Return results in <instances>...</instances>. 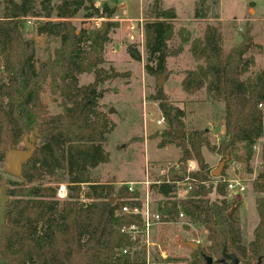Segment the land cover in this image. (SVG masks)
<instances>
[{"label": "trees", "instance_id": "obj_1", "mask_svg": "<svg viewBox=\"0 0 264 264\" xmlns=\"http://www.w3.org/2000/svg\"><path fill=\"white\" fill-rule=\"evenodd\" d=\"M52 2L0 0V163L8 149L23 145L24 135L34 128L40 135L20 176L5 180L8 202L0 258L4 264H145L144 244L120 233L123 227L142 225L139 214L122 211L124 206L141 210L142 193L129 192L125 184L115 185L114 181L101 183L92 176L96 167L109 161L104 146L113 125L98 111L101 92L97 86L118 76L101 68L110 34L118 28V22L113 21L116 7L106 2L98 7L94 0ZM78 11L83 19L104 20L92 29L78 28L71 22ZM28 17L44 20L36 27L38 35L59 39V46L37 69L35 43L24 32ZM146 17L144 70L161 75L166 59L179 56L182 45L188 44L195 65L182 72V91L192 96L203 90L223 108V136L218 144H212L208 130L185 128L184 111L169 102L160 86L148 96L165 123L155 134L157 147L179 148L180 165L196 162V170L190 173L195 184L184 197L175 196L174 183L182 180V165L170 169L160 184L150 186L160 197L154 211L163 223L175 222L183 213L190 224L204 230L206 241V245L190 249L188 257L167 256L164 262L205 264L210 257L212 264H224L220 261L225 256L234 255L238 264H264V142L260 170L251 183L258 223L247 245L241 243V203L227 200L221 180L230 162L250 172L253 147L264 135V68L250 72L254 66V59L246 56L254 47L250 30L241 34L240 43L221 52L216 26L206 24L202 35L191 39L188 30L175 29V11L163 9L161 0L151 1ZM193 18L206 19L201 1ZM174 36L180 43L171 46ZM126 52L131 59L141 60L135 44H127ZM83 74L93 75V82L79 86L78 77ZM46 88L60 107L58 113L47 112L41 98ZM173 131L183 132V136ZM203 148L221 160L227 158L219 178L211 176L213 168L205 162ZM59 183L66 185L64 200L57 198ZM212 192L214 199L209 196ZM124 249L125 254L121 252Z\"/></svg>", "mask_w": 264, "mask_h": 264}, {"label": "rangeland", "instance_id": "obj_2", "mask_svg": "<svg viewBox=\"0 0 264 264\" xmlns=\"http://www.w3.org/2000/svg\"><path fill=\"white\" fill-rule=\"evenodd\" d=\"M59 0H53L52 3H58ZM152 0H94L96 6H100L106 2L116 7V13L113 21L118 22V28L110 34V42L106 44L103 58L104 63L101 68L107 72H115L117 77L103 81L97 86V90L101 92L98 102V111L105 114L108 121L113 125L112 131L107 136V142L104 146L105 151L109 155V161L106 164L99 165L92 171V176L105 183L114 181L115 185H119L121 180H137L143 179L149 172L150 180L161 179L160 171L167 169L166 163L178 164V155L180 150L174 146H167L164 149L157 148L154 145L156 132L165 128V124L156 125V120L159 119L161 113L155 102L150 101L148 96L156 91L157 80L162 77L163 81L160 85L163 93L166 95L169 102L173 105L185 109L189 104H200L202 113H198L193 117H185V128L201 129L208 127L207 122L216 123L213 130L209 133L210 142L218 144L220 137L222 119V104L219 101L208 99L205 92L202 90L192 96L186 95L181 87L180 82L183 77L182 72L192 68L195 64L188 52V44L182 45V52L177 57H169L166 59L165 69L161 75H150L144 70V65L147 63V55L143 47L138 46L135 39L130 41L128 35L130 32L127 29L128 23L123 21L126 19H136L142 17L145 21L146 11ZM203 3L205 10V20H195L193 18L195 10L200 3ZM121 4V5H120ZM163 9L172 8L176 14L174 27L184 28L189 31L191 39L202 35L205 23L214 25L218 28L220 34V50L230 48L240 43L241 34L246 29L250 30V34H254V39L264 47V0H161ZM1 10V6H0ZM38 7L36 8V11ZM140 12V13H139ZM94 18L83 19L82 11H78L71 22L78 28H95ZM220 18V20L218 19ZM56 21V19H52ZM43 19L28 17L24 25V32L28 38H31L35 43V68L45 60L47 55L59 46V39L38 35L36 27ZM102 22V21H101ZM100 22V23H101ZM99 23V24H100ZM253 24V32L252 25ZM99 26V25H98ZM97 26V27H98ZM252 38V42L254 40ZM133 43L137 46L141 60L135 61L129 57L126 52L127 44ZM180 43L177 36H174L171 46ZM254 43V47L247 53V57L254 59V66L250 72H254L264 68V48ZM228 50V49H227ZM153 66L152 62H149ZM248 74L244 75L247 76ZM0 76L2 72L0 71ZM93 82V75L83 74L78 77V85L86 86ZM43 103L47 106L49 115L58 113L60 107L57 102H54L46 88L41 95ZM209 125V124H208ZM145 126L147 135L144 136ZM144 139L149 141L147 153L144 154ZM264 142L263 137L257 142L259 151H253V156L249 163L247 172L241 169L237 175L244 181L245 190L236 194L235 197L228 199L229 201L240 202L241 205L238 211V217L244 218L242 221V232L244 240L252 237V228L254 218L257 220V214L254 207V199L256 194L251 188L252 180L260 170V146ZM20 144L17 149H22ZM131 149V151H129ZM202 155L208 167L216 168L221 158L210 153L205 148L202 149ZM175 160V161H173ZM160 163L157 176L151 173L150 168L152 163ZM4 162L0 163V185L3 180H6L10 175L4 171ZM163 164V165H161ZM180 166V165H178ZM223 171V170H222ZM223 176L230 178V165L227 166ZM64 188L66 193L65 183H59L57 190V198L64 200L65 198L58 197L60 188ZM184 192L181 190L180 196L184 197ZM211 199L215 198L212 192ZM149 200L152 207L156 208L160 197L149 192ZM253 224V226H252ZM185 229L183 221L176 219L175 222L167 224H156L150 229L149 246L147 249L150 253V258L159 261L166 259L167 256L183 257L189 255V250L194 249L188 247L187 244H196L193 239L201 240L200 245H206L205 232L201 227L189 226ZM250 229V230H249ZM152 244V245H151ZM162 252V253H161ZM163 254L164 257H161ZM167 264V263H166ZM185 264V263H178Z\"/></svg>", "mask_w": 264, "mask_h": 264}, {"label": "built area", "instance_id": "obj_3", "mask_svg": "<svg viewBox=\"0 0 264 264\" xmlns=\"http://www.w3.org/2000/svg\"><path fill=\"white\" fill-rule=\"evenodd\" d=\"M104 18H94L95 26L97 27L101 21H103ZM128 23L127 29L130 32L128 35L130 41L134 42V39L137 43V45L142 48L143 47V25L145 21L143 20L142 17L136 18V19H126L123 20ZM260 106V105H259ZM164 123V119L162 116L159 117V119L156 120V125H162ZM253 151H259L257 146L255 145L253 147ZM167 164V169L160 171L161 179L158 180H150L149 179V172H148V167L146 168L147 174L145 175L144 179L138 182H130V183H122L127 186V190L129 192L138 190L142 193V198H143V204H142V209L137 210V209H132L130 210L127 207H122V211L125 213H133V214H139L141 216V221L142 225L138 227L137 225H130L128 227H123L120 229V233L128 236L131 241L136 242V240H139V242L143 243L145 246V264H166L164 262V258L159 261H155L150 258V253L147 247L149 246V234H150V229L153 225L156 224H167L161 222L162 216L155 212L151 202L149 200V192H150V186L155 184L158 185L160 184L164 179H167V173L170 169L178 170L179 167L182 165L184 167V172L180 173V177L182 180L180 181H175V186L177 188L175 196H180L181 190L184 192L186 195L193 185L195 184V179L190 177V173L194 172L196 170V162L194 160H188L183 164H173V163H166ZM259 164L261 165V160L259 161ZM180 165V166H178ZM230 170H231V177H225L222 176L221 180L225 183V188H226V198L231 199L232 197H235L236 194L242 192L245 190V185L244 181L240 179V177L237 175V173L240 171L241 167L237 163L230 162ZM167 181V180H166ZM120 185V184H119ZM184 195V196H185ZM58 197L60 198H65L66 197V191L64 188H60L58 191ZM182 198V197H181ZM177 220L183 221V224L187 227L192 226L190 224L186 217L183 215V213H179ZM194 242L196 245H200L201 240L199 239H193L191 240ZM123 254L127 252V249H124L121 251Z\"/></svg>", "mask_w": 264, "mask_h": 264}, {"label": "water", "instance_id": "obj_4", "mask_svg": "<svg viewBox=\"0 0 264 264\" xmlns=\"http://www.w3.org/2000/svg\"><path fill=\"white\" fill-rule=\"evenodd\" d=\"M163 75V74H162ZM162 77L159 78L156 82L158 86L162 84ZM3 82L2 76H0V83ZM178 137L183 136V132H175L172 134H176ZM40 135L38 133L37 128H34L30 133L26 134L22 138L23 148L22 149H8L5 156L4 162V171L12 176L19 177L22 170V165L25 164L32 156V153L35 149V140ZM227 162V158L222 159L216 168L211 171V176L214 178H219L221 176V172L224 168L225 163ZM5 183L3 180L0 185V242L2 235V228L5 223L4 215L6 210V203L8 202V196L5 194ZM115 198H111L110 201H113ZM232 211L228 213V217L231 215ZM188 247L195 248L194 244H187ZM228 261V262H226ZM213 260L210 257L205 259V264H212ZM220 262L224 264H238V260L234 255L225 256V259H222ZM0 264H4V261L0 258Z\"/></svg>", "mask_w": 264, "mask_h": 264}, {"label": "crops", "instance_id": "obj_5", "mask_svg": "<svg viewBox=\"0 0 264 264\" xmlns=\"http://www.w3.org/2000/svg\"><path fill=\"white\" fill-rule=\"evenodd\" d=\"M141 3H142V0H141ZM121 5V4H120ZM140 13V12H139ZM219 20H220V18H218ZM206 24H209V23H205V25ZM251 25H252V32H253V24L251 23ZM254 37V34H252V38ZM253 40H254V43H258L254 38H253ZM260 43H258V45H259ZM260 46H262L261 44H260ZM263 47V46H262ZM230 48V46L227 48V49H229ZM264 48V47H263ZM227 49H224L223 51H226ZM180 109H182V108H180ZM197 109L199 110V112L198 113H202L201 112V110H200V104H198V103H193V104H189V106L188 107H185V109H182L183 111H184V113H185V117L187 118V117H189L190 116V121H191V117H193L194 116V114H196V111H197ZM223 110V109H222ZM221 116H222V112H221ZM209 124V125H208ZM214 126H216L217 124L216 123H212ZM212 124H210V122H207L206 123V125L208 126V127H203V128H201V129H205V130H208L209 131V133L214 129L213 128V125ZM219 124V126L221 125V130L220 131H218L219 133H220V137H222L223 136V123H222V119H220V122L218 123ZM145 134H144V136L145 135H147V131H146V126H145V132H144ZM152 141H154V145L157 147V144H158V141H159V138L158 137H156V138H154V139H151ZM149 143V141L147 140V139H144V146H145V149H144V154L145 153H147V149H148V143ZM167 146H174V145H166L165 147H162V148H160V149H164V148H166ZM175 147V146H174ZM158 148V147H157ZM177 150H178V152H179V148H177V147H175ZM129 151H131V149L129 150ZM219 157V156H218ZM180 158V154L178 155V157L176 158V160L177 159H179ZM173 161H175V160H173ZM159 165H160V163H159V161H158V163H152V166H151V168H150V171H151V173H154V175H156L157 176V174H158V167H159ZM161 165H163V164H161ZM144 179V178H143ZM143 179H137V180H121L120 182H118V184H122V183H130V182H138V181H141V180H143ZM254 199V198H253ZM153 209H154V207H153ZM244 220V218H239V223H240V231H241V243H242V245H247V243L249 242V241H251L252 240V238H253V230H254V226H253V224H255V225H257V223H258V218H257V220L254 218V220H253V224H252V226L253 227H251L252 228V237H248V239H247V241H246V239L244 240V237H243V232H242V221ZM250 230V229H249ZM152 245V244H151ZM162 253V252H161ZM161 257H164L163 256V254H161Z\"/></svg>", "mask_w": 264, "mask_h": 264}]
</instances>
